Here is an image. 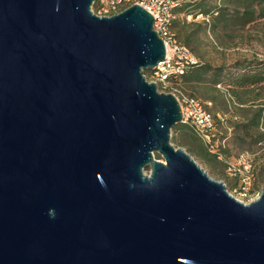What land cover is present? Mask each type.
<instances>
[{
    "label": "water",
    "instance_id": "obj_1",
    "mask_svg": "<svg viewBox=\"0 0 264 264\" xmlns=\"http://www.w3.org/2000/svg\"><path fill=\"white\" fill-rule=\"evenodd\" d=\"M95 2L0 0V264H264V189L171 142L152 15Z\"/></svg>",
    "mask_w": 264,
    "mask_h": 264
},
{
    "label": "rangeland",
    "instance_id": "obj_2",
    "mask_svg": "<svg viewBox=\"0 0 264 264\" xmlns=\"http://www.w3.org/2000/svg\"><path fill=\"white\" fill-rule=\"evenodd\" d=\"M196 1L202 4L203 7H199L202 9L211 8L214 11V8L221 6L220 12H224L225 16L219 17L220 13L214 12L210 15L202 14L197 8L195 11L202 14L201 17L192 16L190 20L182 17L179 27L182 34L190 36V45H186L198 63L208 69L199 82L182 83V91L205 102L207 109L215 117L219 114L224 118L221 122L216 117L215 122L221 134L220 138H225V163H209L191 150L194 147L200 151L205 147L197 136V142L193 141L187 145L179 139L175 140V133L171 130V142L186 150L212 178L224 182L227 190L237 199L248 203L264 189V117L256 129L255 136L261 137L258 142L241 140V131L233 128L240 121L250 119L255 111L264 109V83L231 91L211 78L214 77L212 74L215 70L222 74L229 70L231 75L245 62L264 61V0ZM245 152L251 157L253 178L250 190L240 192L239 185L245 173L242 163L236 166L235 164L238 163L239 155ZM155 157L163 160L159 154H155ZM229 164H234L239 172L235 175L233 171L228 172ZM148 171L149 168L145 170L146 173Z\"/></svg>",
    "mask_w": 264,
    "mask_h": 264
},
{
    "label": "built area",
    "instance_id": "obj_3",
    "mask_svg": "<svg viewBox=\"0 0 264 264\" xmlns=\"http://www.w3.org/2000/svg\"><path fill=\"white\" fill-rule=\"evenodd\" d=\"M195 0H96L92 6V11L99 16H111L117 14L131 5L137 4L146 9L153 17V29L163 40L165 46V57L159 61L154 70L150 74H144L149 82H154L161 92L173 94L179 102L182 114L181 123L191 126L200 139V141L209 150H214L220 144L225 145V139L221 142L214 141L217 133H220L216 128L215 119L224 121V118L217 114L213 115L206 106V103L198 98L191 97L182 91L178 79L184 75L187 69L197 64L198 60L190 50L176 36L173 23L179 17L184 16L187 20L192 18V14L185 13V7L188 2ZM202 14H197L199 18ZM221 159V156H218ZM242 167L245 175L242 177L239 190L247 192L250 190L253 171L251 165V157L245 152L239 155L238 163ZM234 164H229L228 172H239ZM224 183V182H223ZM256 198V197H255Z\"/></svg>",
    "mask_w": 264,
    "mask_h": 264
},
{
    "label": "trees",
    "instance_id": "obj_4",
    "mask_svg": "<svg viewBox=\"0 0 264 264\" xmlns=\"http://www.w3.org/2000/svg\"><path fill=\"white\" fill-rule=\"evenodd\" d=\"M194 7V9H191ZM203 7L201 3L197 2L196 0L194 2H188L186 7L184 8L185 13L192 14L193 16H196L199 12L195 11L197 8L202 14L210 15L213 12L215 14L220 13L219 17H224L225 13L220 12L222 10L221 6H218L214 8L215 10L212 11L211 8L205 9V8H199ZM184 17V16H182ZM182 17H179L175 22L173 23V28L175 31V34L178 38H182L181 40L187 44L190 45V36L189 34H182L181 27H179V23L182 19ZM208 72V69L206 66H203V64H193L191 65L186 73L179 77L178 82L179 85L182 87V83H196L202 80V76ZM144 74L148 75L150 74L149 70H144ZM211 78L215 83H221L224 84L226 87H228L231 91H234V89H240V88H247L254 85H259L264 83V61L261 62H245L243 65H240V68L235 69L233 71V74L229 75V70L224 72H216V70L213 72ZM191 97L197 98L193 95H190ZM264 117V109L260 108L259 110L255 111L252 115V117L248 120H242L239 123L235 124L234 128L236 131H241L240 139L241 140H251V142H258L261 137L255 136L256 129H258V125L261 121V119ZM172 130L175 133L174 139L180 140L184 144L192 143L193 141L197 142L198 138L196 137V134L193 130V128L187 124L179 123L176 124ZM221 134L217 133L216 137H214V141L221 142V140L225 138H220ZM224 146L218 145L217 148L214 150H209L207 147L202 148L200 151L192 148L191 150H194L197 152L200 156L204 158L207 162L211 163L215 162L218 164L225 163V155H224ZM218 156H221V159L218 158ZM159 158V157H157Z\"/></svg>",
    "mask_w": 264,
    "mask_h": 264
},
{
    "label": "crops",
    "instance_id": "obj_5",
    "mask_svg": "<svg viewBox=\"0 0 264 264\" xmlns=\"http://www.w3.org/2000/svg\"><path fill=\"white\" fill-rule=\"evenodd\" d=\"M182 17V16H181ZM179 39V38H178ZM180 40V39H179ZM182 42V41H181ZM183 44H185L184 42H182ZM186 45V44H185Z\"/></svg>",
    "mask_w": 264,
    "mask_h": 264
}]
</instances>
